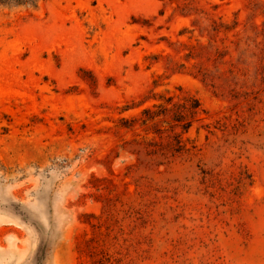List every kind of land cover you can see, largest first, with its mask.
Instances as JSON below:
<instances>
[{"label": "rangeland", "instance_id": "374dc122", "mask_svg": "<svg viewBox=\"0 0 264 264\" xmlns=\"http://www.w3.org/2000/svg\"><path fill=\"white\" fill-rule=\"evenodd\" d=\"M0 264H264V0H0Z\"/></svg>", "mask_w": 264, "mask_h": 264}, {"label": "trees", "instance_id": "16d2710c", "mask_svg": "<svg viewBox=\"0 0 264 264\" xmlns=\"http://www.w3.org/2000/svg\"><path fill=\"white\" fill-rule=\"evenodd\" d=\"M172 99L173 98H171L170 101H173ZM193 101L194 102L188 104L187 100L184 98L182 102L178 101V102H173V103L170 102V103H172L174 108L179 109L180 111L182 109H185L191 114H197L198 111H199L200 103L196 99H193ZM145 113H147V114H151L152 113L153 115L152 116H148L143 121H147L149 119H154V117H157L158 115H160L161 112L160 111H156L155 112V111H152L150 108H147L145 110ZM174 120H175V122L182 123V125L186 128V131L191 126V124H190L191 122H187L185 119H183V116H181V114H178L177 118H174ZM178 145L181 146V141H178Z\"/></svg>", "mask_w": 264, "mask_h": 264}]
</instances>
